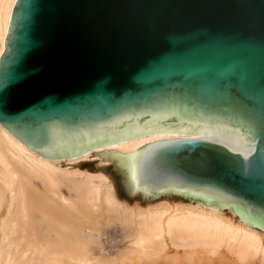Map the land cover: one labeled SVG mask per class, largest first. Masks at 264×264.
<instances>
[{
  "label": "water",
  "instance_id": "1",
  "mask_svg": "<svg viewBox=\"0 0 264 264\" xmlns=\"http://www.w3.org/2000/svg\"><path fill=\"white\" fill-rule=\"evenodd\" d=\"M0 124L48 159L147 135L143 173L264 229V0H17Z\"/></svg>",
  "mask_w": 264,
  "mask_h": 264
},
{
  "label": "bare ground",
  "instance_id": "2",
  "mask_svg": "<svg viewBox=\"0 0 264 264\" xmlns=\"http://www.w3.org/2000/svg\"><path fill=\"white\" fill-rule=\"evenodd\" d=\"M16 1L0 0V58L6 51ZM192 136L242 152V147H236L239 141L184 131L130 139L74 158L48 159L0 124V264L154 263L166 257L168 241L176 248L200 247L211 253L228 247L238 257L260 256L264 262V229L241 215L233 202L176 185L162 184L160 189L145 180L147 144ZM91 157L121 173L128 195L141 194L143 205H121L111 179L103 174L83 175L75 169ZM64 161L72 171L62 168ZM37 180L43 191L37 189ZM63 186L74 198L63 197ZM112 225H119L123 239L130 242L115 260L97 256L92 247L95 234Z\"/></svg>",
  "mask_w": 264,
  "mask_h": 264
},
{
  "label": "rangeland",
  "instance_id": "3",
  "mask_svg": "<svg viewBox=\"0 0 264 264\" xmlns=\"http://www.w3.org/2000/svg\"><path fill=\"white\" fill-rule=\"evenodd\" d=\"M62 168L65 170L68 168L69 171L73 170L72 166H67V162L65 161L63 162ZM75 169H78L79 173H84L83 175L94 177L103 174L111 179L114 183V189L118 201L120 200L119 203H123H121V205L129 208H135L134 204L143 205L145 200L144 197H142L141 194H137L133 197L128 195L124 187L123 175L119 172H116L113 167H110L107 164H101L99 158L91 157L87 160H83ZM35 183L38 187L37 189L43 191L41 182L37 180ZM60 192L63 194L65 199L74 198V193L68 191V189L64 186L61 188ZM104 218H102V220ZM103 228L104 229H102V231H100L98 234H95L96 237H98L96 238V244H94L92 247L94 248L97 256L108 257L111 260H115L116 257H118L125 249H127V247L130 245V242L127 239H125L126 241L123 239L125 234L119 225H112L110 227ZM168 245L169 247L167 248L166 253H164V256L166 257L162 256L156 261H153L154 263L145 261L142 264H264L262 257L260 256L241 258L240 256L238 257L237 254L235 255V253L228 249V247H221L216 253H211L208 252V249L200 247L193 249L176 248L171 244L170 241H168ZM188 256H191L192 258H189Z\"/></svg>",
  "mask_w": 264,
  "mask_h": 264
}]
</instances>
